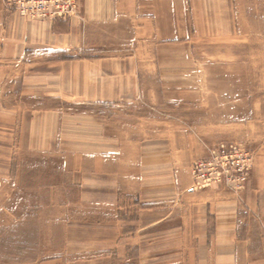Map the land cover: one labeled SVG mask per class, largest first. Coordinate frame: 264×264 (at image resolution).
<instances>
[{"label":"crops","instance_id":"crops-1","mask_svg":"<svg viewBox=\"0 0 264 264\" xmlns=\"http://www.w3.org/2000/svg\"><path fill=\"white\" fill-rule=\"evenodd\" d=\"M173 2L179 3L177 14L181 13L184 18L182 26L179 25V19L176 22ZM123 20L137 38L143 34L142 38L150 39L154 44L160 41L161 46L174 48L179 53L180 49H186L196 55L197 61H205V57L210 55L207 57L219 62L221 53H236L234 47L237 40L244 42L245 55L239 59H243L247 67L241 76L250 81L252 70L248 64L253 60L264 63V0H86L81 17L69 20L22 18L7 7L5 0H0V96L32 93L29 89V69L44 62L51 63L52 68L61 66V72L67 70L73 91L80 92L75 80L82 79L83 94L91 91L87 83H91V78L96 76L95 84L99 85L97 95L94 98L86 97L87 100H75L73 105L89 111L84 113L85 119L95 117L100 120L99 129L96 125L89 132H99L98 142L101 144L87 149L86 142L82 148L71 149L59 156L68 159L69 164L72 158L84 159V180L82 183H73L80 188L81 203H94L103 208L115 205L122 209L130 201L143 212L139 211L132 218L129 228L120 223L121 218H116V247L114 251L110 250L114 252L112 254H109L106 245L107 233L100 239L99 250H87L85 244L90 248L92 245L85 242L84 236L81 249L71 247L73 235L68 231L67 246L62 255L46 259L39 257L21 264H264L263 187L251 182L244 193L247 199L244 206L230 192V188L227 191L221 185L211 190L189 192L193 178H187L185 172L182 174L173 162L167 127L156 129V117L149 115L146 120L151 127L147 134L141 135L140 129H137L139 121L143 120L138 112L140 103H131L133 96L128 97L127 94L136 92L140 97L143 85H137L134 89H109L108 75L113 73L108 66L104 69L101 66L107 58L63 60L60 57L77 49L85 50V46L91 45L89 37L92 36V30H101L106 23ZM177 29L185 32L182 38L173 32ZM173 38L181 40L177 44L172 42ZM194 38L196 43H193ZM252 46L257 56L254 58ZM174 56L160 54L158 60L172 61L175 60ZM136 57L133 55L124 59L133 61ZM135 73L138 81L140 74L138 70ZM260 77L264 78L262 70ZM78 84L82 85L80 82ZM251 88V85L245 87L247 92H252ZM261 90L264 94L263 87ZM15 107L0 103L4 111ZM25 108L37 112L36 119L29 126L27 122L20 124L22 141H30L26 146L35 147L31 151L43 155L58 154L51 153V149L41 150L45 146L41 145L40 139L45 123L38 111H46L47 120L51 122V127L47 125L50 128L47 130L48 140L52 136L58 140L59 130L54 131V125L55 120L59 119L54 117L59 114L61 107L38 101L32 103L30 108ZM109 118L124 123L122 131L119 130L112 138L107 137V127H103V122ZM11 126L9 120L3 124L6 130ZM29 128L33 136L25 140L24 135H27ZM105 141L117 144L108 147L104 145ZM129 142L132 143L130 147L125 145ZM46 147L49 148L50 144ZM201 147L198 142L190 148L191 153L201 152ZM96 158L102 159L103 163L99 173L111 180L110 183L101 180L92 187V183H88L85 178L93 174L92 159ZM123 163H131V167H124ZM96 186L98 193H93ZM19 201L28 207L32 205L27 195H22ZM70 204L67 203L68 206ZM50 216V221L61 220L59 214ZM55 228L51 229L53 238L59 236V230ZM89 252L101 255L95 257ZM78 254L84 256L71 257Z\"/></svg>","mask_w":264,"mask_h":264},{"label":"rangeland","instance_id":"rangeland-1","mask_svg":"<svg viewBox=\"0 0 264 264\" xmlns=\"http://www.w3.org/2000/svg\"><path fill=\"white\" fill-rule=\"evenodd\" d=\"M85 1L78 0V11L70 19L81 17ZM172 4L175 6L176 22L179 19V25L182 26L181 21H184V18L181 17L180 12L179 15L177 14L179 3ZM26 19L44 18L26 17ZM50 19L59 20V18ZM240 23L243 24L242 21ZM91 32L92 36L89 38L92 44L85 46V50L77 49L60 57H63V60L107 58L101 66L103 69L108 66L113 73L108 75L109 89L119 87L134 89L137 85H143L144 89L140 97L136 92L132 95L127 94L128 97L133 96L131 103H140L141 109L138 112L143 120L139 121L140 125L137 129H140L141 135L147 134V130L151 127L147 124V117L155 115L156 129L167 127L166 131H169L173 162L182 174L185 172L187 178H193L192 183L195 181L194 164L207 157L208 146H214L220 141H236L247 145L253 153V169L246 189L238 194L231 189L230 192L239 202L244 200V204L241 203L244 206L247 202L244 193L253 182L263 187L264 197V94L261 90L262 87L264 88V78L260 77L261 70L264 72V63L253 60L248 64L252 70L251 81L241 76L247 67L243 59H239L245 55L244 42L237 40L234 47L236 53H221L219 62L207 57L210 55L205 57V61H197L196 55L186 49H180L179 53L174 48L161 46L160 41L154 44V41L142 38L143 34L137 38L125 20L106 23L104 29ZM173 32L181 38L182 33H185L183 29ZM181 38H173L172 42L178 44ZM196 41L194 38L193 43ZM255 52V47L252 46V58L256 56ZM160 54L175 55V60L160 59L159 61ZM133 55L137 56L133 61L124 59ZM155 56L156 60H154ZM116 59L120 60L116 61ZM60 67L52 68L51 63L46 62L30 67L29 89L32 93L11 94V97L0 96V103L3 105L16 106L7 111L0 108V264H21L39 257L46 259L62 255L67 246L68 231L73 235L71 247L81 249L85 237V242L92 245L90 248L85 244L87 250H99L100 239L107 233L106 245L109 254H112L114 252L110 250L114 251L116 247V218H121L120 223L129 228L132 218L140 211L135 207V203L130 201L125 202L122 209L116 208L115 205L103 208L94 203L80 202V188L78 189L73 183H82L84 180V159L72 158L69 164L68 159L59 155L71 149L82 148L86 142L87 149L96 148L101 144L98 142L99 132L97 134L93 131L89 132V129L96 125L99 129L100 120L95 117L85 119L84 113L89 111L82 106L73 105L75 100L94 98L99 85L95 84L97 77L93 76L91 83H87L91 91L83 94L82 79L77 78L75 81L80 87V92L73 91L71 89L73 83L70 82L67 70L61 72ZM160 68L164 69L162 73ZM137 70L138 75L140 74L138 81L135 76ZM153 73H155L154 77ZM248 85L252 86V92L246 91L248 89L245 87L247 88ZM4 99H6L5 103ZM38 101L61 107L59 114H55L54 117L59 119L55 120L54 125V131L59 130L58 140L56 136L48 140L47 130L50 129L48 127H51V122L47 120L46 111H38L45 123L40 138L41 145L45 146L41 150L51 149V153L58 154L43 155L31 151L35 147L26 146L30 143L26 138L33 136L30 128L27 135H24L26 141L21 139L20 124L27 122L29 126L36 119L35 112H37L26 109L25 106L30 108L32 103ZM92 112L94 114V111ZM8 120L11 121L12 126L6 130L3 124ZM123 124L121 120L115 118L105 120L103 127H107V137L112 138L115 133H119V130L122 131ZM105 142L104 145L107 144L108 147L117 144L114 141ZM198 142L203 150L196 154L191 153L192 147ZM48 143L49 148L46 147ZM126 144L129 147L132 145L130 142ZM54 146H57L55 151ZM102 165V159H92L93 174L86 175L85 178L88 183H92V187L98 185L101 180L110 183V177L99 173ZM123 166L131 167V163H123ZM13 184H16V187ZM216 185L224 186L229 191V186L224 183L215 184L211 188L206 187L202 191L211 190ZM97 190L96 186L93 188V193H98ZM22 195L29 196L31 206L20 204L19 199ZM263 197L260 198L261 201ZM69 202L71 204L68 206ZM52 214H59L61 220L50 221ZM55 226V229L59 230V238L52 237L51 229ZM104 245L102 243L103 247ZM89 254L95 257L101 255L94 252ZM83 256L78 254L71 257Z\"/></svg>","mask_w":264,"mask_h":264},{"label":"built area","instance_id":"built-area-1","mask_svg":"<svg viewBox=\"0 0 264 264\" xmlns=\"http://www.w3.org/2000/svg\"><path fill=\"white\" fill-rule=\"evenodd\" d=\"M7 7L21 17L68 20L78 11V0H5ZM253 169V153L236 141H220L208 146L207 157L194 164V183L189 192L224 183L235 193L246 189ZM244 204V200H241Z\"/></svg>","mask_w":264,"mask_h":264}]
</instances>
